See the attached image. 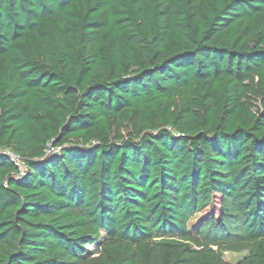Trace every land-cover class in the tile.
I'll return each mask as SVG.
<instances>
[{
  "label": "trees",
  "instance_id": "trees-1",
  "mask_svg": "<svg viewBox=\"0 0 264 264\" xmlns=\"http://www.w3.org/2000/svg\"><path fill=\"white\" fill-rule=\"evenodd\" d=\"M223 252L264 264V0H0V264Z\"/></svg>",
  "mask_w": 264,
  "mask_h": 264
},
{
  "label": "rangeland",
  "instance_id": "rangeland-1",
  "mask_svg": "<svg viewBox=\"0 0 264 264\" xmlns=\"http://www.w3.org/2000/svg\"><path fill=\"white\" fill-rule=\"evenodd\" d=\"M232 234L233 236L229 237V240L231 241L237 238L238 233L233 231ZM100 244H101V241L93 246H88L86 256L87 257L95 256L97 252L99 251ZM242 256H243V253L223 252V260L230 264L237 262L238 260L242 258Z\"/></svg>",
  "mask_w": 264,
  "mask_h": 264
},
{
  "label": "built area",
  "instance_id": "built-area-1",
  "mask_svg": "<svg viewBox=\"0 0 264 264\" xmlns=\"http://www.w3.org/2000/svg\"><path fill=\"white\" fill-rule=\"evenodd\" d=\"M59 148H57V149H54V148H48V151H47V153L48 154H55V153H58L59 152ZM10 158H11V160L12 161H14V163L16 164V165H18L19 167H21V162L19 161V159H17V158H15L14 156H10Z\"/></svg>",
  "mask_w": 264,
  "mask_h": 264
}]
</instances>
